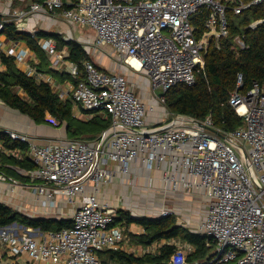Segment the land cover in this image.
I'll return each instance as SVG.
<instances>
[{
	"label": "built area",
	"instance_id": "obj_1",
	"mask_svg": "<svg viewBox=\"0 0 264 264\" xmlns=\"http://www.w3.org/2000/svg\"><path fill=\"white\" fill-rule=\"evenodd\" d=\"M226 1L235 3V14L264 3ZM204 8L211 13L205 21L207 32L198 38L191 18ZM42 12H61L69 25L91 29L95 34L93 47L112 48L128 69L146 75L158 107L165 106L161 93L179 84H196V71L204 68L210 39L229 34L226 6L217 0H79L68 10L63 0H43L17 11L14 17L21 24ZM234 44L237 49L246 48L243 37H236ZM40 45L58 66L63 57L56 52L55 43L42 40ZM5 55L24 62L28 52L12 47ZM84 69L85 79L75 86L72 101L82 112L110 118V127L100 137L38 143L27 134L5 131L12 140L28 145L37 169L26 173L30 185L25 186L37 196L40 208L69 214L70 218L61 219H71L72 225L55 231L16 222L1 227L0 264H103V252L122 251L128 232L142 235L145 231L141 226L126 229L116 224L118 206L106 198L102 188L117 177L132 185L135 162L149 172L166 165L168 171L161 179L166 192L206 199L207 211L196 233L211 239L208 246L214 245V252L208 261L192 262L189 257L195 247L172 239L140 245L142 252L132 254L156 255L168 245L175 251L167 264H264V82L254 83L243 95L239 93L243 77L238 76L230 104L243 124L226 133L217 129L211 118L187 121L166 111L168 124L149 126L147 116L153 108L148 109L126 76L102 72L89 61ZM26 74L38 80L43 77L31 68ZM70 74L79 76L77 66L73 65ZM0 151L21 156L4 150L1 144ZM7 180L0 175V181ZM147 180L148 188L153 189L154 178L148 176ZM172 214L177 215L163 210L159 216Z\"/></svg>",
	"mask_w": 264,
	"mask_h": 264
},
{
	"label": "trees",
	"instance_id": "obj_2",
	"mask_svg": "<svg viewBox=\"0 0 264 264\" xmlns=\"http://www.w3.org/2000/svg\"><path fill=\"white\" fill-rule=\"evenodd\" d=\"M63 1L65 10L72 9L79 2V0ZM217 1L226 6L228 36L218 40L210 39L204 52V68L196 71V84L192 87L179 84L171 88L164 97V105L171 116L199 122L211 118L217 129L227 133L240 128L243 124L230 104L231 97L238 88V76L243 77V87L239 89V93L243 95L248 94L254 83L264 82V3L251 6L241 14H235V3L226 0ZM241 1L249 4L253 0ZM42 2L43 0H13L12 10L18 7L24 8L29 3ZM27 7L24 9L28 10ZM210 13L209 9L204 8L191 18V24L198 38L207 32L205 21ZM257 21L261 23L256 28L250 27ZM0 23L3 24L0 33L6 35L10 41L25 43L36 55L38 63L33 65L38 73L50 74L62 80L68 79L75 85L85 79L84 63L92 62V58L82 44L75 40H65L63 34L41 30L32 34L20 30L14 20H6L1 15ZM238 36L244 38L245 49L235 48L234 40ZM41 40H52L56 45V52L67 50V60L77 66L79 76L74 78L51 69L50 57L42 49ZM0 56L3 64L7 66V71L0 73V100L10 108L28 116L37 125L65 127L66 138L70 140L93 141L110 127V118L98 113H94L90 120L77 117L71 99H62L49 83L22 72L13 57L5 54ZM17 88L23 91L25 97L17 93ZM84 114L90 115L86 112ZM0 144L4 150L17 151L21 155L16 158L0 151V175H4L8 180L16 178L30 182L28 176L18 172L26 174L37 169V165L29 157L28 145L12 140L5 132H0ZM177 220L175 214L166 217H136L128 211L119 209L116 224H123L126 229L136 224L144 229L142 235L128 232L134 244L148 246L161 240H180L195 247V252L189 257L192 262L210 260L214 248V245L208 246V243L212 244L211 239L179 225ZM15 222L26 227L40 228L43 231L61 230L72 225L71 219L29 218L0 202V228ZM174 251L175 247L168 245L160 248L156 255L143 257L123 251H105L101 255V261L103 264H167Z\"/></svg>",
	"mask_w": 264,
	"mask_h": 264
},
{
	"label": "crops",
	"instance_id": "obj_3",
	"mask_svg": "<svg viewBox=\"0 0 264 264\" xmlns=\"http://www.w3.org/2000/svg\"><path fill=\"white\" fill-rule=\"evenodd\" d=\"M12 3L13 0H0V15L4 16L6 20H14L18 29L20 30L32 34H35L40 30L45 32L58 33V34L64 33L67 36L66 38L64 36L65 40H74V35L72 31L76 29H88L85 27L69 25V23L66 20H64L61 15L60 16H58L57 14L51 15L43 12L34 13L25 22L18 24L14 17L15 13L20 10H26L24 8L27 6L30 7L31 4L33 3H29V5L27 6L25 5L24 8L18 7L15 10H12ZM88 30L93 34V37L90 36V38L87 39V42L89 44H92L93 46L95 34L91 29ZM80 37H82L83 41L86 40L85 38H83L84 36H80ZM79 40H77V42L82 44V42H80L81 40L80 41ZM12 47H14L18 51L28 52V56L24 62L15 61L17 67L24 73L27 72L28 68H31L37 72L36 68L33 65L38 63L37 57L27 47V45L21 42L18 43V42L10 41L7 39L6 35L0 33V49L2 51V54H5ZM102 49H96L94 47V50L92 52H89L85 48V50L91 56L92 62L100 71L105 73H118L126 76L130 87L146 104L148 109L150 110L151 108H153V111H149L147 116V123L149 126L161 127L168 124L169 120L166 117V112H165L166 108L164 106L158 107L156 105V101L153 98V94L146 75L144 73L131 72L130 69H128L125 65H123L121 59L118 57V55L115 53V51L112 48L110 47L106 48L108 50H111L108 52H103ZM58 53L59 55L60 54L62 55L63 61L66 64L72 66L74 65L73 63L67 60V56H68L67 50L64 49L63 51ZM48 55L50 57L51 69L61 74H67V75L69 74L71 77H73L70 74L69 69L62 70L58 68L61 62L59 63L58 66H55L54 60L56 59L53 56H51L49 53ZM6 71H7V66L3 64L0 56V73ZM39 74L43 76L39 81H44L46 83H49L53 88V90L56 91L62 99L72 100L73 90L76 86L74 83H72L68 79L62 80L59 78H54L50 74H42V73ZM16 90L21 97H25V94L20 88H17ZM79 111L80 109L74 104V112L77 114V112ZM7 130L19 132L22 134H27L38 143H43L48 140L66 138L65 127L53 128L49 125H37L28 116L22 114L20 111L16 109L10 108L3 101L0 100V132H5ZM166 171H168L166 165H162L161 169H156L153 172H149L143 167V165H141L140 162H135L133 164L132 174L130 177L131 178L130 180L132 181V185L129 184L128 179L117 177L112 181L111 185L105 186L106 190L104 192H106L105 194L106 197H108L107 199L112 203L115 204L121 203L122 205L128 203L130 204L129 206L136 205L137 203L135 202L138 201V199L144 198L145 196H147L148 200L150 199V201L154 202L156 196L158 195L159 198L162 199V201L159 202V206H161V209L173 210L171 209L170 206L172 205L174 208L176 204L173 203H175V201H178L180 196L179 194H174L173 192L169 193V191L166 192L164 190V185L161 179ZM148 176L153 177L155 180L153 189L148 188V180H147ZM189 198L192 200L202 199L203 202H206V199L201 198V196L189 197ZM200 220L201 219L199 218L198 224ZM133 226L138 227V225L132 224L130 225V228H132ZM121 247L123 252L129 254H132L133 252H136L135 254H140L143 249L140 245L132 243L129 237L122 243Z\"/></svg>",
	"mask_w": 264,
	"mask_h": 264
},
{
	"label": "rangeland",
	"instance_id": "obj_4",
	"mask_svg": "<svg viewBox=\"0 0 264 264\" xmlns=\"http://www.w3.org/2000/svg\"><path fill=\"white\" fill-rule=\"evenodd\" d=\"M58 16L61 15V12L57 13ZM73 32L74 40H79L82 42V45L89 51L92 52L94 50V47L92 44H89L87 42V39L93 37V34L88 29H76ZM63 36L65 38L67 37L64 33ZM86 40H82V37ZM79 38V39H78ZM108 47H105L102 49L103 52H108L111 50L106 49ZM61 55V54H60ZM59 69H69V71L72 70L73 66L66 64L63 59L61 60V63L58 67ZM131 71V70H130ZM133 72V71H131ZM165 107V106H164ZM166 112L168 110L166 109ZM84 112L80 110L77 112V115H79L80 118H84L85 120H90L93 118V115H86V116H80ZM169 113V112H168ZM244 162L246 163V160L244 157H242ZM21 175L26 176L24 172L18 171ZM17 182H14V181ZM13 180H7L6 182L0 181V202L5 204L6 206L12 208L13 210L20 212L21 214L29 217V218H45V219H58L61 220L63 216L70 218L69 214L61 215L57 213L54 209H51L47 212V210L43 211V209L39 206V199L37 196L32 192L31 189L26 187L25 185H28L30 182H25L23 180H17L16 178H13ZM30 185V184H29ZM106 189L105 187L102 188V191L104 192ZM151 194V193H150ZM153 194V193H152ZM155 194V193H154ZM179 200L175 201L176 204L173 208L171 205V209H173V212L177 214V222L179 225L184 226L188 230H191L192 232H196V228L198 225L199 218L202 219L207 211L206 209V202H203L202 199H190L189 197L182 196L179 194ZM108 198V197H106ZM148 200L147 196L144 198L138 199L135 203L136 205L129 206L130 204H123L120 205L116 204L118 206V210H125L130 212L132 216H148V217H158L161 212L163 211L161 209V206H159V202L162 201V199L159 198L157 195L154 202ZM149 202V203H148ZM153 204V205H150ZM156 204V205H155ZM162 205V204H161ZM64 212L68 210V207L63 208ZM135 228V227H134ZM180 240H177L179 242ZM214 252V249H213ZM6 258V256L4 257ZM22 264V263H21Z\"/></svg>",
	"mask_w": 264,
	"mask_h": 264
},
{
	"label": "water",
	"instance_id": "obj_5",
	"mask_svg": "<svg viewBox=\"0 0 264 264\" xmlns=\"http://www.w3.org/2000/svg\"><path fill=\"white\" fill-rule=\"evenodd\" d=\"M165 96H166L165 93H161L160 94V97H165ZM184 119L187 120V121H194L193 119H186V118H184ZM211 131L218 134V132H216L215 130H211Z\"/></svg>",
	"mask_w": 264,
	"mask_h": 264
},
{
	"label": "bare ground",
	"instance_id": "obj_6",
	"mask_svg": "<svg viewBox=\"0 0 264 264\" xmlns=\"http://www.w3.org/2000/svg\"><path fill=\"white\" fill-rule=\"evenodd\" d=\"M137 66V65H136Z\"/></svg>",
	"mask_w": 264,
	"mask_h": 264
}]
</instances>
